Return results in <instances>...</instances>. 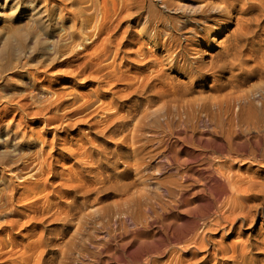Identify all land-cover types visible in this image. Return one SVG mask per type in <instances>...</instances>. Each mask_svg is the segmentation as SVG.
<instances>
[{
  "label": "bare ground",
  "instance_id": "6f19581e",
  "mask_svg": "<svg viewBox=\"0 0 264 264\" xmlns=\"http://www.w3.org/2000/svg\"><path fill=\"white\" fill-rule=\"evenodd\" d=\"M112 1L107 20L149 25L132 55L122 38L95 55L97 94L67 123L78 136L53 134L63 166L39 178L59 200L6 214L0 264H264V169L245 168H264V0Z\"/></svg>",
  "mask_w": 264,
  "mask_h": 264
},
{
  "label": "rangeland",
  "instance_id": "374dc122",
  "mask_svg": "<svg viewBox=\"0 0 264 264\" xmlns=\"http://www.w3.org/2000/svg\"><path fill=\"white\" fill-rule=\"evenodd\" d=\"M108 1L109 5L111 3L110 6L112 7L114 5L112 4L113 1ZM103 3L102 0L98 2H96V0H0V213L3 214H0V222L7 215H13V217L24 220L27 216V212L21 210V208H23L21 207L22 205L32 204L35 203V201L41 204V201H43L45 203L39 204V206L43 208L47 203H54L59 200V196L51 191L52 188L55 189V185H53V187L51 186L52 188L50 185L45 187L44 183L46 179L43 181L44 178L48 177L47 173L50 179L53 178V176H50L52 174H50L49 171L51 166L50 164L45 165V163H47L45 161L48 160V162H51L53 159L51 162L52 166L56 165L55 167L59 169H62L63 166L61 163L58 165L54 157L57 155L58 149L55 147L52 148V150L49 149L51 148V140L54 137L53 134H57L63 139L71 137V139H74L78 136V130L69 128L67 123L71 121L69 119L71 117L74 122L82 120V117H85L83 115H86L87 110L84 104L82 105L86 97L83 96L84 94L90 93L91 95L93 94V96L97 94L96 89H94L98 81V75L96 76V74H98L96 59H98L99 56L102 57V46L104 47L107 45L110 57H113L116 44L121 38L122 40L119 43H121L122 47L131 49L133 45L140 42L144 26L146 27L149 25L147 22L140 25L138 22L140 16H135V14L128 16V9L124 11L126 14H122L124 17L115 15V17H109V20H107L102 13L103 7L101 8L100 6ZM117 3H119L118 0ZM156 4L159 7L156 6V9L162 10L156 11L157 16L160 18L164 12V15L166 14V11L161 7L159 2H156ZM116 5L118 7V4ZM81 9H86V11L83 13ZM36 14L40 17V20H38ZM40 14L42 15L40 16ZM40 21H42L43 24L40 23ZM42 27L44 29L43 32V29H41ZM16 28L17 30L20 28V30L29 37H25L26 35L23 33L26 41L24 42L25 44H22L24 48L22 50V45L20 41L17 40L18 36L15 38V34L13 33ZM9 34L12 40L8 39ZM121 36H124V38ZM106 37L108 39H106ZM2 41L3 43L6 42V45L12 42V44H10L11 48L8 49V51L5 50V44L3 47ZM16 42L20 43L19 46ZM36 45L37 47H35ZM54 45L57 47H53ZM15 46L17 47L15 48ZM125 48V53L123 52V54L126 56L132 55V52L130 50L127 52L128 48ZM2 49L6 51V54L3 53L4 51H2ZM10 50L11 53H9ZM96 54L98 57L95 56ZM89 60L93 62L91 63ZM124 63H126L125 60ZM93 74L96 76L97 80L92 79L95 78ZM86 76L90 77L87 78ZM94 85L95 87H93ZM118 85L116 87L117 89L123 87L122 83ZM107 88L105 89L107 90ZM114 89L115 88H113L112 91ZM106 90H104L105 95H113L111 90ZM81 91L84 92V94H82ZM90 91H92V93ZM76 104H78V106L81 104V106L78 107ZM82 106L84 110H86L85 113ZM51 116H55L53 119L54 122L48 125L47 118ZM73 119L77 120L75 121ZM59 122H63V124L61 123L62 125L59 126L58 129L51 127ZM43 156L46 157V160ZM245 168H252V170L259 168L264 169L261 166L251 165L250 163H248ZM39 178L43 179L39 181ZM38 184L40 189L42 187L41 185H43L42 188L45 189L43 193H40L43 189L40 190L37 188ZM48 189L49 192L46 191ZM44 192L48 196L44 194ZM47 197H49V200H44L47 199ZM12 201L13 205L11 204ZM18 208L19 210H17ZM20 210L21 212H19ZM22 216L25 217L23 218ZM1 231L0 229V232Z\"/></svg>",
  "mask_w": 264,
  "mask_h": 264
}]
</instances>
